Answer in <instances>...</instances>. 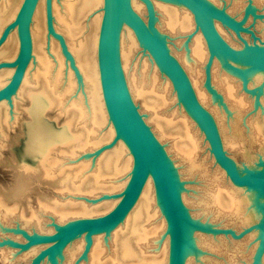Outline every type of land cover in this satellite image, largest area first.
<instances>
[{
	"label": "bare ground",
	"instance_id": "1",
	"mask_svg": "<svg viewBox=\"0 0 264 264\" xmlns=\"http://www.w3.org/2000/svg\"><path fill=\"white\" fill-rule=\"evenodd\" d=\"M45 1L38 0L32 14V54L23 78L11 97L0 101V126L10 123L8 117H12L11 121L16 123L22 112L26 114L27 120L21 124V136H24L26 143L17 152L19 174L28 180L42 177L45 183L57 187L61 194L65 193V196L64 193L60 194L59 199L57 196H46L41 201V210L48 212L55 222L63 223L112 208L118 199H97L126 186L132 155L121 138L111 148L97 152L98 147L110 142L115 133L101 92L97 60L103 0H51L53 26L64 39L65 51L59 40L47 31ZM207 1L217 7L224 6L222 0ZM234 1L232 7H225L229 14L233 9L239 10L245 5ZM254 1L264 3V0ZM21 2L0 0V33L15 16ZM152 2L156 28L169 41L168 47L188 74L198 100L215 118L225 150L241 153L244 157L242 164L254 167L258 156L264 158V72L236 64L244 68L246 87L253 91L246 93L242 89V78L225 67L222 58L216 56L210 68L212 88H207L204 84V67L208 50L200 30H194L193 15L186 7L172 1ZM256 3L253 5V0L246 2L254 9L257 8ZM131 4L137 13L146 18L142 1L131 0ZM250 19L251 14L246 21ZM262 20L259 34L264 37V18ZM215 26L224 38L237 46L231 30L217 20ZM177 33L185 37L168 40ZM18 46L17 29L14 28L0 47V61L14 58ZM119 48L131 97L162 144L179 180L181 199L186 209L188 206L191 210L187 209L190 219L196 223L185 231L183 264H225L215 254L219 245L201 232L198 239L203 238L200 242L210 253L199 254L195 229H207V220H217L219 217L225 218V222L238 221V224L248 226L262 216V210L256 209L255 199L258 197L256 193L247 191L236 195L234 191H240L239 187H225V172L215 163L203 132L179 102L169 78L151 55L142 49L132 28L126 23L121 27ZM13 70L0 69V84L8 80ZM217 74L219 78H216ZM51 112L57 115L51 116ZM253 145H258L260 153L252 157L249 151ZM81 151L83 156L80 158V153H77ZM207 159L214 164L213 170L209 169ZM96 191L100 193L93 198L95 203L74 197L88 196ZM5 204L0 198V209L4 210L5 217H11L16 207ZM34 213H30L32 220L22 218L23 227H40L39 216L42 215L38 216L36 211ZM197 216H201L200 219ZM204 220L205 223H202ZM162 231H166V236L162 238L159 251H151L149 248L153 247V243L150 239ZM259 233V230H253L247 235L256 237V240L254 245L244 246V254L240 255L243 260L255 254ZM106 238L108 244L114 246L111 254H106L108 251L104 249L106 245L103 240ZM83 243L85 237L81 235L64 247L61 253L67 256L66 264H70ZM232 244L238 246L241 243ZM30 252L25 251L22 257ZM229 258L231 263L233 257ZM168 260L167 222L155 194L153 179L149 176L123 221L111 231L93 235L85 260L77 264H167ZM253 261L254 264H264V252L258 259L254 257Z\"/></svg>",
	"mask_w": 264,
	"mask_h": 264
},
{
	"label": "water",
	"instance_id": "2",
	"mask_svg": "<svg viewBox=\"0 0 264 264\" xmlns=\"http://www.w3.org/2000/svg\"><path fill=\"white\" fill-rule=\"evenodd\" d=\"M37 1L22 0L15 16L5 24L0 33V47L14 28L17 29L19 39L15 57L0 61V69H14L6 83L0 86V101L8 100L15 92L31 59L30 23ZM140 1L145 5L146 18L135 11L131 0H103V15L98 38L97 60L101 92L115 133L110 142L98 147L97 152L111 148L117 139L121 138L132 155L130 177L126 186L118 192L104 194L97 199L116 198L117 202L102 214L75 217L63 223L52 221L53 230L48 232L34 230L29 232L17 228L16 232L22 235L23 241L6 239L0 242V245L9 244L23 251L44 245L27 264H41L45 258L48 259L49 264H57L56 257L60 255L63 248L73 239L84 235L86 243L77 260L79 262L86 258L93 235L111 231L123 221L139 197L145 181L151 176L156 197L167 222L169 234L167 264H183L185 231L187 227H194L196 223L190 219L181 199L179 180L173 172L162 144L145 122L129 92L119 48L121 27L126 23L132 28L142 49L151 55L159 69L171 81L179 102L203 132L215 163L225 172L232 185L244 188L247 192L256 193L258 197L255 199L258 206L256 209L262 210V216L240 231L236 232L232 228L220 225L211 226V229L197 228L208 233L230 235L233 239H241L253 230H259L256 252L249 263L254 264V257L258 259L264 252V158L258 156L255 166L249 167L246 164L237 163L225 150L215 118L198 100L188 74L169 49L167 38L159 34L156 28V13L152 0ZM168 1L180 4L191 12L195 22L194 30H200L205 39L208 50L204 67L205 86L212 88L210 68L213 58L217 56L222 58L225 67L242 78V89L246 93H253L252 89L246 87L244 68L236 64L264 72V38L253 29L254 22L264 18L263 11L254 9L248 4L243 16L238 19L229 14L225 6L217 7L207 0ZM45 10L47 31L59 40L65 51L64 39L53 26L51 0L45 1ZM249 14L252 16L253 23L245 25ZM215 20L235 33L241 44L235 46L224 38L215 26ZM243 33L249 34L250 39Z\"/></svg>",
	"mask_w": 264,
	"mask_h": 264
},
{
	"label": "rangeland",
	"instance_id": "3",
	"mask_svg": "<svg viewBox=\"0 0 264 264\" xmlns=\"http://www.w3.org/2000/svg\"><path fill=\"white\" fill-rule=\"evenodd\" d=\"M238 1L241 2V6H243L245 4L243 7L245 9V7L247 6L246 2L248 0H238ZM222 2H223L225 7L226 6L232 7V3L236 2V1H234V0H222ZM255 3H256V1L253 0V5H255ZM255 7H257V10L264 12V3L263 2H261V1H260V3L258 2V4ZM242 9L241 8L239 10L233 9L231 11V15L238 18L242 14L241 13ZM261 21H263V20L262 19L256 20L254 22V26H253L254 31L258 35H260L259 31L262 30L261 28H262L263 23ZM248 23H253L252 19L245 22V24H248ZM178 34L179 33H177L176 35H174L170 38L168 37V40L169 39L174 40L177 38H184L185 37V35H180V34L178 35ZM261 37L264 38L263 36H261ZM235 41H236V38H235ZM238 44L240 45L239 41H238ZM216 78H219L218 74H217ZM6 81L7 80L3 81L2 83L4 84V83H6ZM2 83L0 84V86H2ZM8 112H9V110H8ZM21 112H22V110H21ZM56 112H53V113L51 112L50 115L55 116V115H57ZM11 119H12V117H10V119L8 117V120L10 121V123H5V124H3V126H0V198L3 200L4 203H6L5 205L7 207L14 206V207H16V209H14V212L12 213L11 217H9V216L5 217L4 210L0 209L1 210L0 211V213H1L0 214V242L4 241L6 239L23 241L22 235L16 232L17 228H22V229H25L29 232H31L33 230L37 231V232H48L46 229L53 230L52 221H54V220L52 219L51 215L48 212H47L48 213L47 214V213H45V211L41 210V205L43 204V203H41V201L46 196L50 197V198H53V197L56 198V196L58 199L61 198L60 197L61 190H59L57 187L53 186L52 184H50L48 182L45 183L44 179L42 177L41 178H37V177L35 178L34 177V178L29 179V180L25 179L24 177L21 178V175L19 174V170H18V163L20 162V160L17 156V152L19 150H22V148L24 147V145L26 143V139L24 138V136H21V134H22V125L21 124H23V123L25 124V121L27 120V118H26V114H24L22 112L16 123L13 120L11 121ZM243 133H244V136L246 137V132L244 131ZM246 145H247V142H246ZM249 152L251 153L252 157H253V155H258L260 153L258 145H253ZM79 153H80V155L78 157H80V156L82 157L83 156L82 151L78 152L77 154H79ZM81 153H82V155H81ZM87 153H91V151L90 152L88 151ZM228 153L237 161V163L241 164L244 161V157L241 155V153H236V152H232V151L228 152ZM58 155H60V154H58ZM93 156H95L94 153H93L92 157ZM78 157L76 159H78ZM92 157L90 156V160ZM76 159H74V160H76ZM74 160H72V161H74ZM206 161L208 162L209 169L213 170L214 164L212 163V161H210L209 159H207ZM219 169H221V168H219ZM224 175H225V173H224ZM224 177L226 178V180L224 179ZM224 177H223V184L225 185V187L227 189H231L230 187H233L234 185L232 186V183L229 181V179L227 178L226 175ZM239 189H240V191H236V190L234 191L236 193V195L239 193L242 195L243 194L242 191L246 192V190L244 188L239 187ZM63 193L61 195H63ZM96 193H97V195H95ZM99 193H100V191H96L95 193L88 195V196L87 195H85V196L84 195H81V196L75 195L74 197L75 198L76 197L82 198L87 203H95L96 201H94L93 198L99 196L98 195ZM77 194H79V193H77ZM64 196H65V193H64ZM74 200H76V199H74ZM187 209L191 212V210L188 206H187ZM35 211H36V213H38V216L42 215V216H39L40 220H41L40 227L35 228L33 225L23 227L21 224L22 220H24V219L32 220L31 214H35L34 213ZM106 211H108V210H106ZM106 211H104V212H106ZM104 212H102V211L101 212L99 211L98 213L96 212L97 213L96 215L102 214ZM94 215H95V213L93 214V216ZM47 216H50V217H47ZM90 216H92V215H90ZM192 216L194 217V215H192ZM7 217H9V218H7ZM200 217L201 216H197V219H200ZM22 218H24V219H22ZM226 222H228V223H226ZM226 222H225V218H221V217H219V219H217V220H211V219L207 220V224L209 225L210 229H211V226L220 225V226L232 228L233 230L238 232L241 229H243V227H244L243 225H240V223L238 224V221L227 220ZM202 223H205V220ZM197 228L195 229V240H196V245H197L196 249L198 250L200 255H202V256L207 255L210 253V251L205 245H203L202 242H200V239H203V238L201 237L198 239V233L199 232L205 233L208 238L210 237V239L214 242V244L216 243L219 245V248H217L218 252H216L215 254L217 255V258L219 260H224L225 264L226 263L227 264H249L252 261L253 255H251L249 258H246V260H243L241 258V256H242L241 254H244L243 252L246 249V247H244V246L254 245L256 237H250V236H247L248 234H246V236H244L241 239H233L230 235L208 233L206 231H201V229H197ZM196 232H197V236H196ZM165 236H166V231H162L155 238H151L150 240L153 243V247H151L149 249L151 251L152 250L153 251H159V249H160L159 245L163 240L162 238ZM242 240H244V241H242ZM246 240H247V242H246ZM103 241L105 243L104 245H106V246H104V249L105 250L107 249L106 252L108 251L106 254L113 253V250H114L113 247L114 246L111 245L112 243L108 244L107 238L104 239ZM103 241H102V243H103ZM238 241H239V243H241L240 245H238L239 247L237 246V244H232V242L234 243V242H238ZM85 243H83V245L79 249L78 253L75 254L74 257L71 259L70 264H77V262H78L77 260L80 257V253H81ZM108 245H110V248ZM42 247H44V245L35 246L34 247L35 249L31 248V249L27 250V251H31V252L22 257V255L25 253V251L20 250L16 247H13L9 244L0 245V264H27L32 259L33 255L36 252H38ZM62 252H63V250H62ZM60 254L61 255L56 257L57 264H66L67 263L66 262L67 256L65 255V253H63V254L60 253ZM216 255H214V256H216ZM229 256L233 257V260H231V263H230ZM211 257H213V256H211ZM83 260H85V259H81L80 261L83 262ZM49 263L50 262L48 261L47 258H45V260H43L41 262V264H49ZM84 264H87V263H84Z\"/></svg>",
	"mask_w": 264,
	"mask_h": 264
},
{
	"label": "flooded vegetation",
	"instance_id": "4",
	"mask_svg": "<svg viewBox=\"0 0 264 264\" xmlns=\"http://www.w3.org/2000/svg\"><path fill=\"white\" fill-rule=\"evenodd\" d=\"M244 12H245V9L243 8L242 11H241V13H242L241 15H242V16H243ZM242 16H241V17H242ZM241 17H240V18H241ZM238 19H239V18H238ZM249 24H251V23H248V25H249ZM245 25H246V24H245ZM243 35H247V38L250 39L249 34L243 33ZM234 36H235V38L239 41V39L237 38V36L235 35V33H234ZM237 40H236V41H237ZM238 41H237V42H238ZM239 42H240V41H239ZM240 44H241V42H240Z\"/></svg>",
	"mask_w": 264,
	"mask_h": 264
}]
</instances>
